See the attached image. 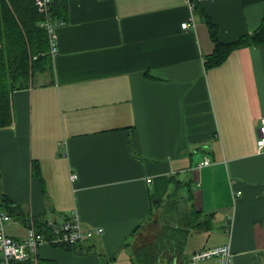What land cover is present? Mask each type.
<instances>
[{
  "label": "crops",
  "instance_id": "crops-1",
  "mask_svg": "<svg viewBox=\"0 0 264 264\" xmlns=\"http://www.w3.org/2000/svg\"><path fill=\"white\" fill-rule=\"evenodd\" d=\"M59 9L52 71L12 93V122L0 127V193L16 210L5 230L23 241L31 221L78 217L104 233L42 243L22 264H132L134 231L177 187L214 213L212 229L188 240L189 264L227 243L234 264H264V43L206 64L208 19L222 41L238 40L261 25L264 0H64Z\"/></svg>",
  "mask_w": 264,
  "mask_h": 264
},
{
  "label": "trees",
  "instance_id": "trees-1",
  "mask_svg": "<svg viewBox=\"0 0 264 264\" xmlns=\"http://www.w3.org/2000/svg\"><path fill=\"white\" fill-rule=\"evenodd\" d=\"M63 5L64 0L52 1L54 17L60 16L59 8ZM43 19L36 0H0V127L12 122V93L28 87L35 74L52 71L49 35L40 25ZM208 23L215 43L207 58L208 66L221 64L235 48L264 43V17L253 33L232 42L222 41L217 24L211 19ZM178 189L166 199L156 201L151 219L134 231L138 242L134 244L131 260L135 264H189L186 247L191 234L212 229L214 213L196 208L191 190L184 195ZM14 206L4 197L0 200V207L10 215L16 212ZM37 228L49 233L46 224L38 223Z\"/></svg>",
  "mask_w": 264,
  "mask_h": 264
},
{
  "label": "built area",
  "instance_id": "built-area-1",
  "mask_svg": "<svg viewBox=\"0 0 264 264\" xmlns=\"http://www.w3.org/2000/svg\"><path fill=\"white\" fill-rule=\"evenodd\" d=\"M52 1L53 0H36V4L39 10L44 14V19L40 22V25L48 32L50 40V54L55 56L59 50L56 39V27L64 22L54 17ZM187 1H189L190 5H193L197 0ZM189 26L190 23L188 21L182 23L183 28H188ZM259 131L260 133L257 139V146L260 151L264 152V118ZM210 163V158L205 157L203 161L199 163V166H205ZM76 176V174H73L72 178L75 179ZM10 219V215L0 207L1 264H22L32 258L36 259L38 247L42 243L55 245L76 244L84 240L91 239L95 235H101L104 233L103 227H85L78 217L70 218L62 222L50 221L47 224L49 233L39 231L35 222L31 221L28 228L27 238L20 241L9 236L5 230V223ZM212 257L218 258L219 264H234L233 253L229 243L197 251L192 256L191 264H198L200 261Z\"/></svg>",
  "mask_w": 264,
  "mask_h": 264
},
{
  "label": "rangeland",
  "instance_id": "rangeland-1",
  "mask_svg": "<svg viewBox=\"0 0 264 264\" xmlns=\"http://www.w3.org/2000/svg\"><path fill=\"white\" fill-rule=\"evenodd\" d=\"M216 224V223H215ZM217 229H216V226L214 227V230L213 231H216ZM132 263V262H131ZM132 264H135V263H132Z\"/></svg>",
  "mask_w": 264,
  "mask_h": 264
}]
</instances>
